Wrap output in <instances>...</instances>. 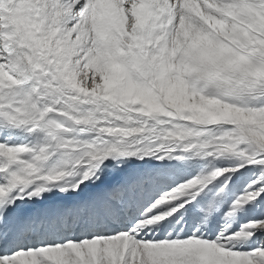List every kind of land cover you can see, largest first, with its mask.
<instances>
[{"label":"snow or ice","instance_id":"6c2138e0","mask_svg":"<svg viewBox=\"0 0 264 264\" xmlns=\"http://www.w3.org/2000/svg\"><path fill=\"white\" fill-rule=\"evenodd\" d=\"M0 264H264V0H0Z\"/></svg>","mask_w":264,"mask_h":264}]
</instances>
